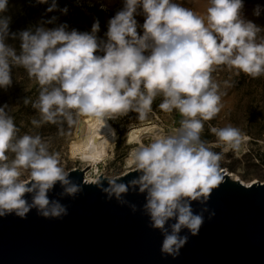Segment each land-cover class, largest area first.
<instances>
[{"label": "clouds", "instance_id": "obj_1", "mask_svg": "<svg viewBox=\"0 0 264 264\" xmlns=\"http://www.w3.org/2000/svg\"><path fill=\"white\" fill-rule=\"evenodd\" d=\"M208 2L201 17L176 0H123L122 8L107 22L105 38L97 35L98 20L84 32L69 30L66 23L45 27L55 24L53 16L34 28L10 33L11 18L0 15V89L11 87L14 66L24 68L38 83L37 98L23 101L39 113V119L31 121L33 126L57 125L62 134L64 124L72 126L81 115L103 124L130 112L143 121L157 96L163 97L160 109L177 110L183 117L170 134L160 133L132 149L135 178L124 183L117 177L103 188L108 198L133 212L136 205L123 196L129 191L144 194L142 211L150 227L163 236L160 252L173 258L188 241L181 232L186 229L195 236L204 223L203 214L208 212L209 219L215 215L207 207L195 212L193 202L206 205L223 181L221 153L201 139L204 121L212 120L222 108L214 66H225L235 75H264V27L244 18L243 0ZM7 3L0 0V13L7 11ZM57 8L56 0H51L46 11ZM59 11L66 14L68 9ZM261 11L257 5L253 15ZM137 15H143L142 25ZM10 36L19 39V52L6 43ZM210 131L217 138L213 147L239 150L238 128L227 125ZM18 133L8 105L0 106V217L24 219L33 209L46 219L66 216L67 206L50 199L49 193L59 184L61 199L75 197L81 186L60 167L58 154L50 153L40 135ZM24 172L29 179H21Z\"/></svg>", "mask_w": 264, "mask_h": 264}, {"label": "water", "instance_id": "obj_2", "mask_svg": "<svg viewBox=\"0 0 264 264\" xmlns=\"http://www.w3.org/2000/svg\"><path fill=\"white\" fill-rule=\"evenodd\" d=\"M87 170L67 172L82 189L75 197L61 199L59 184L49 193L67 206L66 216L46 219L33 209L24 219L0 217V264H264L263 183L244 186L221 170L223 181L206 205L192 204L195 212L207 207L215 215L209 219L208 212L203 214L197 235L181 232L188 241L173 258L160 252L163 236L142 211L144 194L123 196L136 205L133 212L103 191L117 177L99 176L88 183ZM137 175L131 170L118 182Z\"/></svg>", "mask_w": 264, "mask_h": 264}, {"label": "rangeland", "instance_id": "obj_3", "mask_svg": "<svg viewBox=\"0 0 264 264\" xmlns=\"http://www.w3.org/2000/svg\"><path fill=\"white\" fill-rule=\"evenodd\" d=\"M57 10L47 12L48 4H38L36 0H8L7 11L0 15L11 18L10 33H18L30 27L34 28L39 23L57 17L55 24H45L52 28L58 24L66 23L69 30L76 29L80 32L90 31L95 20L99 21L98 37L105 38L107 22L112 17V12H117L123 6V0H56ZM177 3L192 10L196 15L205 17L209 7L208 0H176ZM242 14L245 19L253 21L258 26L264 27V0H243ZM260 5L262 11L259 16L253 15L254 8ZM67 7L66 14L59 9ZM91 8L93 11H88ZM102 11L103 13H97ZM139 24H143V15L135 17ZM142 34V29L138 28ZM264 35V33H262ZM6 43L14 46L19 52V39L11 36ZM102 55V53H100ZM215 82L220 84L221 111L210 121H204L201 139L207 138L209 147L214 152L221 153L220 168L228 167L233 172H238L244 180L256 177L264 184V75L252 78L244 73L235 75L225 66H214L212 73ZM13 83L7 90L0 89V106L8 105L9 114L14 118V123L19 128V136L24 134L40 135L48 144L50 153L58 154L59 165L66 172L81 170L83 165L70 153L73 143L80 140L85 133L83 115L75 117L76 123L63 126V133L58 132V126L44 124L35 127L31 121L39 119V113L32 109L31 104L23 103L27 98L34 101L38 96L39 85L30 79L22 67L12 68ZM225 81L231 86L225 87ZM163 97L157 96L152 104V111L143 121L137 118L136 113L111 119L115 131V140L111 152L106 160L99 165V175L107 178L121 176L126 170V157L131 149L127 145V134L138 127H156L165 134H170L179 127L183 118L177 110L165 112L159 108ZM231 125L241 133V146L239 150L224 151L223 147H213L216 137L211 133L210 127H225ZM12 157V153H8ZM85 174V173H84ZM22 180L29 179L27 172L21 176Z\"/></svg>", "mask_w": 264, "mask_h": 264}, {"label": "bare ground", "instance_id": "obj_4", "mask_svg": "<svg viewBox=\"0 0 264 264\" xmlns=\"http://www.w3.org/2000/svg\"><path fill=\"white\" fill-rule=\"evenodd\" d=\"M82 118L85 119V133L80 140L71 145L70 153L83 165L81 170L88 167V170L84 174L86 182L94 183L100 176L99 165L108 158L111 152L115 140V131L110 120H106L101 124L98 119L92 116L83 115ZM160 133L163 132L156 127H138L128 132L127 145L131 149L125 161V173L121 176L135 169L130 164V153L132 149L138 147L140 144L150 143ZM221 170H224L232 180L241 182L244 186H252L253 184L260 183L256 177L244 180L239 176L238 172H233L228 167H222Z\"/></svg>", "mask_w": 264, "mask_h": 264}, {"label": "trees", "instance_id": "obj_5", "mask_svg": "<svg viewBox=\"0 0 264 264\" xmlns=\"http://www.w3.org/2000/svg\"><path fill=\"white\" fill-rule=\"evenodd\" d=\"M88 11H93V10H92L91 8H89ZM97 13H103V12H102V11H99V12H97ZM115 13H116V12H112V13H111V16H114ZM202 140L207 141V138H203Z\"/></svg>", "mask_w": 264, "mask_h": 264}]
</instances>
